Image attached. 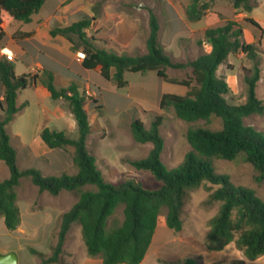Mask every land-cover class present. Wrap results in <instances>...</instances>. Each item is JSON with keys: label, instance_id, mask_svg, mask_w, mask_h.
Segmentation results:
<instances>
[{"label": "trees", "instance_id": "trees-1", "mask_svg": "<svg viewBox=\"0 0 264 264\" xmlns=\"http://www.w3.org/2000/svg\"><path fill=\"white\" fill-rule=\"evenodd\" d=\"M47 0H0V39L12 21L28 23ZM213 0H192L187 6L186 19L198 22L209 9ZM237 11L250 13L258 0H228ZM91 18L83 16L71 26L52 31L71 40L75 35L82 47L83 67H100L105 80H113L117 87L127 82L124 74L155 72L164 81L180 84L188 88L186 95H164L160 108L172 107L175 116L183 122L199 120L208 122L211 117L221 120L222 127L212 131L204 128H191L186 132L190 150L182 161L173 168H167L161 159L164 139L160 135L163 116H156L146 129L142 122L131 124L133 139L140 144L152 145L148 155L130 164L136 170H147L162 184L156 189H144L128 180L118 185L107 183L98 169L95 158L89 154L87 139L90 133L84 97L73 88L56 89L53 78L47 74L43 83L53 100L64 99L75 119L77 137L70 138L62 132L45 128L41 138L51 149L73 148V165L76 173L44 177L37 169L20 170L17 166L15 150L9 142L7 126L17 116L21 108L16 106L17 93L26 88L28 75L15 76L12 64L0 60V87L4 90L0 104V161L9 169V178L0 182V217L9 232H14L19 224V211L16 205L15 188L22 178H28L38 192L56 196L67 191L76 196V202L59 219L56 241L50 246V255L45 256L35 250L32 254L37 264H62L64 244L71 226L80 227L81 238L89 257H99L102 264H140L150 247L157 228L158 218L164 213L165 223L175 232L182 229L181 215L187 192L199 187L203 182L219 186L209 195V202L219 201L221 206L210 221L206 235V249L221 251L234 243L242 251L244 259L214 264H247L264 254V202L252 190L232 185L226 177L217 175L212 169L215 159L233 160L243 154L245 162L256 170L257 182H264V135L252 126L244 124V118L264 114V103L255 94L260 80L261 68L259 53L253 43H245L242 26L234 20L224 25L207 29L203 40L211 46L209 53L185 64L174 63L158 42V21L149 11V36L146 40L147 52L144 55H118L98 49L95 39L87 36L85 30ZM250 26L253 37L262 34L260 24L251 19L243 20ZM243 53L252 66L246 69L244 84L245 101L234 106L227 101L229 86L217 71L225 64L230 54ZM192 69L188 80L177 81L168 78L166 70ZM111 71H114L111 75ZM68 93H71L68 95ZM95 103L93 99L91 105ZM86 186L91 188L85 189ZM93 187V188H92ZM122 206V220L114 218L116 209ZM197 258H185L179 264H199Z\"/></svg>", "mask_w": 264, "mask_h": 264}, {"label": "crops", "instance_id": "crops-1", "mask_svg": "<svg viewBox=\"0 0 264 264\" xmlns=\"http://www.w3.org/2000/svg\"><path fill=\"white\" fill-rule=\"evenodd\" d=\"M191 1L47 0L28 23L10 22L0 39V60L5 59L4 51L12 54L14 60L10 63L14 75L29 76L28 85L16 97V106L21 110L7 126L18 168L37 169L44 177L62 173L73 175L77 171L73 165V148L51 149L41 138L45 128L67 136L77 132L68 103L62 98L53 100L45 87L43 81L47 74L52 76L56 89L73 88L84 97V109L90 126L87 149L95 158L96 165L99 162L103 169L111 167L109 157L103 153L107 131L111 127L122 130V126H125L131 129V124L139 120L148 129L156 116H163L160 102L164 95L184 96L188 91L183 85L162 80L155 72H126L124 80L127 84L119 88L113 80L102 77L100 67H83L85 55L75 35L68 40L58 34L52 35L53 30L67 28L87 16L92 20L85 33L95 39L96 48L118 55H144L147 52L151 11L158 21V42L163 52L174 63L183 64L209 53L211 46L203 40L204 32L222 26L228 20L239 23L243 34L250 32L253 36L250 26L243 21L245 18L257 21L264 30V21L253 17V10L250 13L237 11L228 0H213L205 15L198 22L190 23L185 10ZM257 2L258 6H264V0ZM226 63L230 64L228 58ZM226 63L219 66L218 74ZM133 74H139L138 82L129 80V75ZM166 75L177 81L188 80L192 76V69L168 68ZM224 79L228 84L226 74ZM3 95L4 90L0 87V104ZM93 99L95 103L91 105ZM119 116L125 119L119 121ZM133 141L144 145L148 155L152 147L150 143ZM125 145L114 146L120 151L114 155L115 158L139 160L124 149ZM122 166L125 169L124 164ZM9 175L8 167L0 161V182L8 179ZM15 194L19 224L14 232H9L4 218L0 217V255L13 253L16 264H37L38 259L31 250L50 255V246L56 241L60 216L77 199L67 191L56 196L47 192L39 193L38 187L28 178L20 180ZM72 229L71 226L66 237L62 264H102L99 257L88 256L81 233ZM176 233L167 227L165 218L161 219L140 264H179L185 258L195 256L197 253L193 251V246Z\"/></svg>", "mask_w": 264, "mask_h": 264}, {"label": "rangeland", "instance_id": "rangeland-1", "mask_svg": "<svg viewBox=\"0 0 264 264\" xmlns=\"http://www.w3.org/2000/svg\"><path fill=\"white\" fill-rule=\"evenodd\" d=\"M251 14L263 22L264 6H258L257 2ZM241 40L245 43H253L259 53L261 74L255 89V94L264 103V30L260 36L259 44L257 43V40H259L258 35L253 37L250 32H245ZM228 61L231 65L226 63L218 75L224 77L226 74V80L229 84V92L226 95L227 101L230 105L238 106L245 101L246 87L244 84V76L246 75V69L251 68L252 62L243 53L230 54ZM129 80L138 82L140 80L139 74L129 75ZM163 117L164 120L160 126V135L163 137L165 145L161 159L167 168L178 165L182 161L185 153L190 150V146L186 141V132L188 129L204 128L216 131L222 127L221 120L216 117H211L208 122L203 120L193 123L183 122L175 116L172 107L164 110ZM124 119V116L117 118L119 121H123ZM111 121L114 122L113 119ZM243 122L247 126L254 127L264 135V114L244 118ZM122 127H124L122 130L121 128L116 129L111 127L107 131L108 135L103 146V153L109 157L111 167L103 169L102 165L97 162V167L104 180L112 185H118L131 180L144 189L158 188L162 183L150 171L136 170L130 164L131 161L115 158L114 155L120 152L118 148L114 149V146L118 144H126L124 149L130 151L129 154L136 159L146 157L147 155V148L144 145L134 143L131 129L125 128V126ZM69 137L75 139L77 132ZM123 164L125 169L122 166ZM212 169L217 175L226 177L232 185L252 190L264 202V182H257L255 180L257 172L252 165L245 162L243 154L238 155L231 161L215 159L212 162ZM218 187L217 185L203 182L199 187L192 188L187 192L183 213L181 215L182 229L176 233L177 236H182L184 240H187L193 246V251L197 254L192 256V258L200 257L198 260L199 264H214L221 261L230 262L234 259H244L242 251L234 243L228 244L221 251H208L206 249V235L210 228L209 221L217 215L221 206V202L219 201L209 202V195ZM89 188L91 187H85V189ZM114 218L122 220V206L116 209ZM163 218L164 213L159 216L158 222ZM72 228L73 231L81 233L80 227L77 224H73ZM200 251L203 252L200 253ZM246 263L264 264V254L254 261L246 260Z\"/></svg>", "mask_w": 264, "mask_h": 264}, {"label": "water", "instance_id": "water-1", "mask_svg": "<svg viewBox=\"0 0 264 264\" xmlns=\"http://www.w3.org/2000/svg\"><path fill=\"white\" fill-rule=\"evenodd\" d=\"M17 259L13 253L0 255V264H16Z\"/></svg>", "mask_w": 264, "mask_h": 264}, {"label": "built area", "instance_id": "built-area-1", "mask_svg": "<svg viewBox=\"0 0 264 264\" xmlns=\"http://www.w3.org/2000/svg\"><path fill=\"white\" fill-rule=\"evenodd\" d=\"M4 56H5V59L9 62L13 61L14 60V56L10 53H7L6 51H4ZM84 55L82 54L81 57H83Z\"/></svg>", "mask_w": 264, "mask_h": 264}]
</instances>
